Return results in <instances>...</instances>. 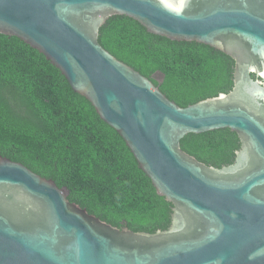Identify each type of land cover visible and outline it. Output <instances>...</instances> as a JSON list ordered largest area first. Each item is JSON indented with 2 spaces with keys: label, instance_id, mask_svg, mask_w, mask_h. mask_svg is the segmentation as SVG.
<instances>
[{
  "label": "water",
  "instance_id": "95a60500",
  "mask_svg": "<svg viewBox=\"0 0 264 264\" xmlns=\"http://www.w3.org/2000/svg\"><path fill=\"white\" fill-rule=\"evenodd\" d=\"M112 15L227 54L231 89L180 106L151 80L160 73L149 78L99 43ZM0 34L58 68L171 203L164 229L118 227L0 155V264H264V0H0ZM220 128L240 143L231 163L181 148L186 134Z\"/></svg>",
  "mask_w": 264,
  "mask_h": 264
},
{
  "label": "trees",
  "instance_id": "16d2710c",
  "mask_svg": "<svg viewBox=\"0 0 264 264\" xmlns=\"http://www.w3.org/2000/svg\"><path fill=\"white\" fill-rule=\"evenodd\" d=\"M98 41L143 75L160 73L161 82L151 80L180 106L232 87L230 56L196 41L149 33L130 17L110 16L99 29ZM180 145L219 167L233 161L240 143L235 132L220 128L188 133ZM0 155L65 186L70 202L112 225L153 232L170 223L171 203L156 192L122 137L42 53L4 34Z\"/></svg>",
  "mask_w": 264,
  "mask_h": 264
}]
</instances>
